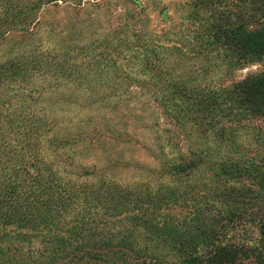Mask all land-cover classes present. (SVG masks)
Masks as SVG:
<instances>
[{
  "label": "trees",
  "instance_id": "16d2710c",
  "mask_svg": "<svg viewBox=\"0 0 264 264\" xmlns=\"http://www.w3.org/2000/svg\"><path fill=\"white\" fill-rule=\"evenodd\" d=\"M93 1L33 0L17 20L9 8L0 15V264L7 250L33 243L50 264H264V0H182L180 47L205 64L181 68L187 54L178 46L165 51L172 56L153 47L142 57L152 127L166 138L158 152L147 149L157 166L145 170L155 176L129 184L95 181L94 168L65 156L66 147L93 144L109 130L78 109L128 94L114 84L121 73L110 61L99 70L91 54L104 45L107 60L111 38L88 31L79 44L83 23L94 21L84 5H99ZM124 1L145 9L142 0ZM51 5L66 22L43 35L57 53L43 58L48 44L29 45ZM128 9L112 24L130 25L136 13ZM166 12H158L164 21ZM122 112L111 126L125 127Z\"/></svg>",
  "mask_w": 264,
  "mask_h": 264
},
{
  "label": "rangeland",
  "instance_id": "374dc122",
  "mask_svg": "<svg viewBox=\"0 0 264 264\" xmlns=\"http://www.w3.org/2000/svg\"><path fill=\"white\" fill-rule=\"evenodd\" d=\"M85 1L94 3L93 0ZM125 2L124 0H98L97 4L99 5L95 6L97 9L92 4L90 6L84 5V14H94V21L83 23V27L79 31V37H81L79 44H83L88 38V31H95L99 35L96 36L97 39L101 41L105 40V38H111V53L108 54L107 60L100 57L104 52V45L95 50V52H91V54H95L99 58L97 62L99 70L105 69L107 61L111 62V64L109 62L111 70L114 69L113 71H115L117 69L121 73L120 80L118 79L114 84L125 86L128 94L125 93L121 97H111V100L107 101L103 106L78 109L76 113L80 114V117L90 114L95 117L94 120L99 125L109 122V130L103 129L104 132L93 144L81 141L77 145L66 147L65 156L73 158L81 166H86L90 169L94 168L95 176L92 178L95 181L99 178H105V180L110 178L129 184L142 179H152L155 176L154 174H148L145 170L146 166L151 168L157 166V163L151 160L147 149L158 152L166 138L161 129L152 127L155 120L154 109L150 107L153 96L148 91L150 85L148 84L145 87V84L152 81L149 82V74L145 72L144 63L141 59L153 47L158 48L159 52L157 53L159 56L170 54L172 56V52H165L167 49L171 50L172 46H178L177 48L182 49L180 47L182 46V35H179L178 31L181 32V21L185 10L183 9L182 0H157L156 4L153 0H142L145 9L141 13H137V9L133 10L132 6L126 7ZM33 5V0H0V15L3 14L6 8H9L13 10L14 18L17 20L21 6H23V10L27 14L32 11ZM52 6H48L45 11L39 14L38 18L41 24H39L38 28L40 29L35 34L36 42L34 41L29 45L30 49L35 47L37 50V44L39 47L48 44L47 48L51 49L50 52H39L43 58L45 57L44 54H57L56 50L53 49L52 39L51 43H45L43 35L48 31L52 32L51 29H62L66 22L65 11L57 12L56 8ZM60 6H63V4ZM163 6L167 9V21L162 20V17L158 14ZM127 8H129L128 11L132 8V13H136L135 18L131 16L130 25L128 24L124 27L121 23L112 24L113 18L119 20V18L124 17ZM19 15L21 16L22 14L20 13ZM110 22L111 27L108 30L107 26L110 25ZM141 29L143 32H141ZM52 34L54 35L53 32ZM69 46L70 43H68ZM31 53L28 52V47L23 52L24 56L27 57ZM89 53L86 50L81 53L79 61L86 62L89 56L85 54ZM185 53L187 54L185 55V60L187 58V61L180 66L181 68L189 69L191 66L205 64V61L198 57L194 58L196 55L194 56L193 54L197 52H188L186 47H183L181 54ZM16 55H19V52H16ZM206 62L213 64V60ZM162 64V68L173 67L171 61H164ZM259 68L256 65L250 66L238 72L236 76L242 78ZM175 72L179 75L180 69H176ZM211 79H213L212 74L209 75L208 80ZM107 82L109 84L105 88H111V72L108 75ZM105 85V83H101V88ZM108 90L111 92V89ZM105 91L99 90L95 93V96L99 97ZM121 111H123L121 114L124 115L125 120L122 124L126 123L125 127H121L119 124L111 126L109 118L113 120L112 123H116V117L113 116L117 112L119 115ZM111 130L115 132L113 134L121 136L123 140L111 138ZM119 162L122 163L121 166H115ZM103 174L105 176H102ZM229 235L230 237H228L231 238L233 231ZM29 247L34 248L29 249ZM41 251L42 246L33 243L22 250H7L3 259L5 264H50V258L46 257Z\"/></svg>",
  "mask_w": 264,
  "mask_h": 264
}]
</instances>
